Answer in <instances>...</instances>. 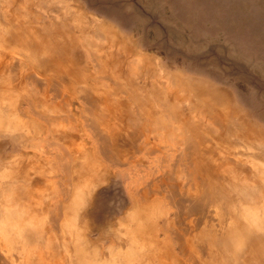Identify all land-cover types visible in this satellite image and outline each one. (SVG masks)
I'll list each match as a JSON object with an SVG mask.
<instances>
[{
    "label": "rangeland",
    "instance_id": "rangeland-1",
    "mask_svg": "<svg viewBox=\"0 0 264 264\" xmlns=\"http://www.w3.org/2000/svg\"><path fill=\"white\" fill-rule=\"evenodd\" d=\"M4 2L5 7L11 9L12 13L3 15L2 18L6 19L0 20V56L5 53L13 55L14 59L9 61L12 65L9 69L10 75L17 78L22 71L17 59L23 58V48L18 40L9 38L21 33L20 22L34 21L35 14L41 17L43 24H47L48 17L54 20L62 17L65 21L69 18L70 23L75 19L74 27L67 24L70 31L75 32L76 36L83 34L84 37H90V42L93 40L90 52L92 66L89 71L81 70L78 76L81 79L89 76L90 79L98 81L92 85L79 81L77 90L63 96L64 98L51 89L50 94L59 95L57 101H64V107L72 109L73 115H70L74 128L62 121V114L58 112L41 111L40 115H37L31 109L30 117L22 116L30 131L39 127L43 131L50 129L51 123L48 119L58 117V123L54 126L68 129L69 133L73 134V141H58L57 146L53 139L42 135L39 140L27 144V148L21 147L17 140L11 152H8L9 146L6 144L3 147L4 153L0 149V214L5 215L6 211L14 214L13 218H9L10 224H18L15 219L21 214V221L27 227L30 225L29 228L36 235L33 242L29 243H24L21 236L17 238L14 234L9 235L8 230L4 228L6 222L0 215V224H3L0 227V247L3 252L0 253L8 259L7 264H175L178 260L182 264H226V260L216 262L212 261V257L225 259L228 256L227 259L239 260L238 257L242 254L245 257L239 261H244L245 264H264V239L261 237L246 238L245 234L241 233V243L230 237L222 241L218 239H225V236L214 229L216 233L211 237L217 239V247H211L208 243L211 237H204L206 239L203 241L200 238L199 233L206 232L203 229H207L203 225L195 231L198 235L184 234V230L193 225L197 216L188 209L191 206L189 202L173 205V199L178 202L187 195H196L202 191L213 194V188L217 187L218 190H224L234 196L231 191L234 179L237 180L243 175L249 177L250 172L241 173L237 170L231 173L229 170V173L227 170L211 176V173L204 170L197 174L187 171L193 166L190 161L193 156L190 151H186L190 154L183 156L179 137L169 134L167 126L176 124L182 130L186 127L187 133H191L195 138L194 145L205 156L210 152L213 158L227 156V148L235 147L240 140L241 144L235 147L236 151L244 152V156L250 155L252 159L256 156L255 158L264 163V152H260L264 147V0ZM15 6H20V9L14 10ZM11 15H14L13 19ZM115 56L125 63L122 65V76L118 71L115 72L118 63ZM7 59L10 60V57ZM64 69L54 72L52 85L59 81ZM1 77L0 142H6L9 136L18 137L25 128L18 124L16 129L11 131L8 127L6 114L7 111H13L15 106L13 102H9L6 107L7 78ZM14 83L18 87L13 95L18 102L23 95L29 96L32 90L39 89L28 83L22 86L18 80ZM82 87H86L88 91ZM162 93L166 94L168 99H162ZM116 97L119 100H116ZM88 98L92 101L95 99V103L99 104L97 111L88 110L92 102ZM125 99L132 105L130 108L135 117L131 116L132 123L122 132L125 124H118L117 118L125 112V108H130L125 103V108H120L116 102H127ZM152 103L156 108L166 103L169 105L167 109L170 110L148 111L153 106ZM117 107L120 110L114 111ZM107 108L109 111H106ZM68 112L70 113L66 111ZM183 115L190 116L192 127L184 123ZM102 116L106 118L103 119ZM92 124L99 127L95 128ZM158 125H163L164 128L161 130ZM156 132L161 136H157ZM96 133L101 135L99 140L94 136ZM120 133L130 139L134 137L132 146L127 147L128 153L123 152L125 154L122 156L119 155V150L124 149L112 146L115 142L116 145L119 143L117 138ZM81 134L89 136L86 138V144H95L96 153L91 150L87 155L84 152ZM230 134L235 142H228L227 137ZM102 138L109 139L108 142L105 140L107 152L104 156L99 145ZM61 144L69 146L73 156H77V149H81L82 154L75 164L69 157L56 158L64 154L59 146ZM237 158L239 161H246L243 156L239 155ZM84 159L85 169H80L79 174L69 172L72 164L79 167ZM187 162L191 163L186 164ZM70 173L73 175L70 176ZM161 180H164L166 185ZM262 181L264 184L263 179ZM198 182H201V187ZM168 189L171 192L167 191ZM214 196L215 194L208 195L209 199L205 202L207 208ZM258 201L256 198L250 203L256 206L257 204H254ZM213 208L216 209H210ZM218 211L220 213L217 212V217L224 213L221 208H218ZM175 213L181 217L178 216L175 220ZM165 217L168 218L169 227L165 226ZM243 224V221L238 223L244 228ZM19 227L21 230V226ZM241 227L239 230L243 229ZM71 247L73 249H70ZM210 248L212 250H209Z\"/></svg>",
    "mask_w": 264,
    "mask_h": 264
},
{
    "label": "bare ground",
    "instance_id": "bare-ground-1",
    "mask_svg": "<svg viewBox=\"0 0 264 264\" xmlns=\"http://www.w3.org/2000/svg\"><path fill=\"white\" fill-rule=\"evenodd\" d=\"M11 10V9H10ZM11 12V11H10ZM12 13V12H11ZM11 17V16H10ZM23 23V22H22ZM26 23V22H25ZM29 23H31V22H28L27 24H29ZM27 24H25V25H27ZM23 27V26H22ZM47 29H49V28H47ZM46 29V30H47ZM27 30H30V28L29 29H27ZM27 30H26V32H27ZM45 30V29H44ZM31 31V30H30ZM48 31V30H47ZM33 32L31 31V34H32ZM100 33V32H99ZM103 33V32H102ZM55 37V36H54ZM99 37V36H98ZM109 38V37H108ZM35 39V38H34ZM90 39V38H89ZM94 39V38H93ZM97 39V38H96ZM105 40H107V39H105ZM93 41V40H92ZM91 41V42H92ZM99 41V40H98ZM35 42V41H34ZM97 42V41H96ZM107 42V41H106ZM36 44V43H35ZM59 44V43H58ZM72 44H73V42H72ZM84 44V43H83ZM60 45V44H59ZM93 45H95V44H93ZM98 45V44H97ZM118 45V44H117ZM33 46V45H32ZM56 46H57V44H56ZM80 46V45H79ZM88 46V45H87ZM98 48H100L99 46H98ZM97 48V49H98ZM101 49V48H100ZM104 49V48H103ZM94 51H97V50H94ZM57 52V51H56ZM92 52V51H91ZM122 52V51H121ZM113 54V53H112ZM122 54V53H121ZM4 56V55H3ZM57 56V55H56ZM94 56H96V54H94ZM124 56V55H123ZM113 57H114V55H113ZM93 58V57H92ZM115 58H116V56H115ZM119 58L120 57H118L117 56V58H116V69H115V72H117L118 71V73H119V75H124V71H123V69H122V65H124L123 64V61L122 60H119ZM106 59V58H105ZM43 61V60H42ZM8 62V61H7ZM95 62V61H94ZM5 64H6V62H5ZM11 65V64H10ZM115 65V64H114ZM90 66H92V65H90ZM105 66H106V63H105ZM1 67V66H0ZM6 67V66H5ZM4 67V68H5ZM131 67V66H130ZM2 69V68H1ZM6 69H7V67H6ZM97 69V68H96ZM147 69V68H146ZM97 71H98V69H97ZM142 72V71H141ZM27 73H28V71H27ZM67 73H68V75H73V73L72 72H70V71H67ZM1 74V73H0ZM149 74V73H148ZM4 75V74H3ZM25 78V77H24ZM147 78V77H146ZM168 78V77H167ZM86 79V78H85ZM73 80V79H72ZM111 80H112V78H111ZM22 81V80H21ZM90 81H92V80H90ZM47 83H48V80H47ZM92 83H93V81H92ZM118 83V82H117ZM46 84V83H45ZM49 84V83H48ZM35 85V84H34ZM59 86H61V85H59ZM110 86V85H109ZM37 87V86H36ZM41 88V87H40ZM47 88V87H46ZM50 88V87H49ZM48 88V89H49ZM85 91L87 90V88L86 87H82ZM81 88V89H82ZM44 90V89H43ZM47 91V90H46ZM88 91V90H87ZM171 91V90H170ZM45 92V91H44ZM59 92V94H60V96L62 97V98H64L63 96V94H64V92H63V90L61 89V90H59L58 91ZM89 92H90V90H89ZM173 92V91H172ZM48 94V93H47ZM81 94V93H80ZM45 95V94H44ZM49 95V94H48ZM152 95V94H151ZM172 95H174V94H172ZM57 96H59V95H57ZM56 96V97H57ZM85 96H86V94H85ZM23 97H24V95H23ZM55 97V98H56ZM88 97V96H87ZM46 98H48V96L46 97ZM83 98V97H82ZM91 98H93V96L91 97ZM95 98V97H94ZM161 98L162 99H168L167 98V96H166V94H164V93H162V96H161ZM175 98H177V96H175ZM28 99H30V98H28ZM89 99V98H88ZM116 100H119V98H115ZM26 100V99H25ZM56 101H57V99H55ZM54 100V101H55ZM84 100V99H83ZM86 100H87V98H86ZM90 101H92L91 99H89ZM95 100V99H94ZM92 101V102H90V108H88V110L89 111H97V107H99V104L98 103H95V101ZM127 102H124V101H122L123 103H119V102H116V105L118 106V107H120V108H122V106L124 107V103L130 108V106H132V105H130V103H129V100L128 99H125ZM31 99H30V103H31ZM99 101V100H98ZM102 101V100H101ZM168 101V100H167ZM59 102V101H58ZM86 102V101H85ZM87 102H89V101H87ZM113 102V101H112ZM50 103V102H49ZM63 103V104H62ZM64 101H62V102H60L59 104H58V106H57V112L58 113H61L62 115H61V120L62 121H64L65 123H67V125L68 124H70V127H72V128H74V126H72V125H74L73 124V121H71L72 120V109L70 108L69 109V111H70V113L68 112V113H66V111H63V108H64ZM169 103V102H168ZM178 104H179V102H177ZM120 104V105H119ZM161 104H163V103H161ZM160 104V105H161ZM31 105H34L33 104V102H32V104ZM152 105L153 106H151L150 107V109L148 110V111H157V109H158V111H167V110H170V109H167V107H169V105H167L166 103H164L162 106H163V108H162V106H160L159 108H156L155 107V104L154 103H152ZM173 105V104H172ZM115 108V110L114 111H119L120 109L119 108ZM172 107V106H171ZM177 107V106H176ZM28 108V107H27ZM87 108V107H86ZM101 108V107H100ZM125 108V107H124ZM85 109V108H84ZM104 109V108H103ZM155 109V110H154ZM26 110V109H25ZM172 110V109H171ZM103 111V110H102ZM106 111H109V109L107 108L106 109ZM123 111H125L124 113H122V114H120V117H119V119L117 118V120H118V124H121V123H124L125 124V128H122L121 129V131L123 132L124 130H126V127H128L131 123H132V121H133V119H131V116H133V118L135 117V114H133V110L130 108L129 110H127L126 108L123 110ZM139 111H141V110H139ZM187 112V111H186ZM37 113V112H36ZM159 113V112H158ZM168 113V112H167ZM166 113V114H167ZM183 113H185V112H183ZM188 113H190V112H188ZM197 113V112H196ZM70 114H72V115H70ZM88 114V113H87ZM98 114V113H97ZM96 114V115H97ZM110 114H111V112H110ZM40 115V114H39ZM94 115V114H93ZM99 115H103V114H99ZM185 115V114H184ZM183 115V116H184ZM192 115V114H191ZM89 116H90V114H89ZM171 116V115H170ZM82 117V116H81ZM93 117V116H92ZM100 117V116H99ZM110 117V116H109ZM143 117V116H142ZM145 117V116H144ZM173 117V116H172ZM182 117V116H181ZM190 117V116H189ZM189 117H186V116H184L183 118H182V120L184 121V123L186 124H188V125H190V127H192L193 125H192V121L190 120V118ZM191 117H193V116H191ZM84 118V117H83ZM102 118L104 119V118H106L105 116H102ZM115 118V117H114ZM147 118V117H146ZM159 118V117H158ZM233 118V117H232ZM51 119V118H50ZM50 119H48V120H50ZM116 119V118H115ZM143 119V118H142ZM162 119V118H161ZM193 119V118H192ZM58 120H59V118L57 117V119H54V123L52 124V126H54V125H57V123H58ZM74 121L76 120V119H73ZM94 119H92V121H93ZM112 120V119H111ZM147 120V119H146ZM175 120V119H174ZM116 121V120H115ZM75 122H78V121H75ZM91 122V121H90ZM114 122V121H113ZM192 122V123H191ZM211 122V121H210ZM116 123V122H115ZM114 124V123H113ZM149 124V123H148ZM157 124V123H156ZM91 124H89V126H90ZM93 125V124H92ZM192 125V126H191ZM94 127H95V125H93ZM117 126V125H116ZM154 126V125H153ZM158 126H160V125H158ZM168 126V129H169V134H171L172 136H177V138L178 139H180V141H181V148H182V154H183V156H185V155H187V154H190L189 152L187 153L186 151H190L191 152V156H193L191 159H193V160H190V161H192V163H193V166H192V168L190 167V168H188V166L187 165H185V167L186 168H188V170L187 171H190L191 173L193 172V173H196L197 174V172H201L202 170H204V171H206V172H209V173H211V176H213L214 174L216 175V172H219V171H227L228 170V172H229V170L231 171V173L233 172H235V171H237V170H239L241 173L243 172H250V175H249V177H246V176H244L243 175V177H241V178H239V179H234L235 180V182L233 183V185H232V192L234 193V196H231V194H228V193H226L224 190H218V187L217 188H213V194H208L207 192H203L202 190H199L200 192L202 191V193H199V194H196V195H187V194H184V195H187L186 197H183V198H181L180 199V201H176V200H172V203H173V205H178V204H184V203H187V202H189L190 204H191V206L188 208L189 210H190V212L193 214V215H196L197 216V219L195 220V222L193 223V225H191V226H189L188 227V229H186V231L184 230V234H186V235H191V233H194L192 236H194L195 234L196 235H198L197 234V232H195L196 230H197V228H199V227H201L202 225L203 226H205L207 229H203V230H205L206 232H203L202 231V233H199L200 234V238H201V240L203 241V240H205L206 238H204V237H211L212 235H214V233H216L215 231H214V229H216V231H218L220 234H222V236H225V239L224 238H222V239H218V240H227L229 237H230V239L232 238V239H237L238 240V242L239 243H241L240 242V240H241V237H240V234L241 233H244L245 234V236H246V238L247 237H256V238H258V239H264V184H263V181H262V179L264 180V163H261L257 158H253L252 159V156H244L245 154H243V153H241V152H238V151H236L237 150V148H235L237 145H239V144H241V141L239 140V141H237V144L235 145V147H233V146H231V148H227V150H226V152H225V150H223L224 152H225V155H227V156H224V157H222V158H213V155H210V153H212V152H210L209 153V155H207V156H205V154L204 153H201L198 149H197V147L194 145V142H195V138H193L192 137V134L190 135L189 133H187V131L185 130V128L182 130L179 126H177L176 124H168L167 125ZM202 126V125H201ZM230 126V125H229ZM233 126V125H232ZM96 127H99V126H96ZM95 127V128H96ZM113 127H115V126H113ZM119 127V126H118ZM161 127V130H162V127H163V125L162 126H160ZM184 127V126H183ZM102 128V127H101ZM144 128V130H145V126L143 127ZM149 128V127H148ZM154 128H157V127H154ZM164 128V127H163ZM75 129H77L76 127H75ZM134 129V128H133ZM142 129V128H141ZM42 130V129H41ZM40 130V131H41ZM105 130V129H104ZM107 130V129H106ZM105 130V131H106ZM110 130H112V129H110ZM68 131V129H63V127L62 128H60V127H58V128H56V126H54V128H52V133H53V140H54V143H56V145H57V143H59L58 141H62V142H69V141H73V134L72 133H69V131ZM75 131V130H74ZM104 131V132H105ZM108 131V130H107ZM115 131H118V130H115ZM141 131V130H140ZM195 131V130H194ZM110 132H113V131H110ZM152 132V131H151ZM166 132V131H165ZM217 132V131H216ZM115 133V132H114ZM167 133V132H166ZM97 134V133H96ZM148 134V133H147ZM156 134H157V132H156ZM163 134V131H162V133H161V135ZM202 134V133H201ZM105 135H107V134H105ZM110 135H112V134H110ZM155 135V134H154ZM161 136L160 134H157V136ZM170 135V136H171ZM204 135V134H203ZM215 135V134H214ZM226 135V134H225ZM231 135V136H230ZM228 137H227V139H228V142L229 143H231V141L232 142H235V141H233L234 139H233V135L232 134H230ZM95 137L97 136V138H96V140H99L100 139V134H97V135H94ZM109 136V135H108ZM107 136V137H108ZM113 136V135H112ZM117 136V135H116ZM120 136V137H119ZM119 136H118V138H117V141L119 142V143H117V145H116V142H115V144H112V146L114 145V146H119V147H122L124 150H119V155L120 156H122L123 154H125V153H128V151H126L127 150V147H131L132 146V144H133V140H134V137H133V139L131 138H127V136L126 135H124L123 133H120L119 134ZM156 136V135H155ZM163 136V135H162ZM23 137V136H22ZM89 137V136H88ZM86 135H82L81 134V140L83 141V144H82V146H84V149H85V153L88 155V153L92 150L93 152H95L96 153V151H97V147L95 146V144H93V143H91V144H87L86 145V138H88ZM91 137V136H90ZM103 137V136H102ZM201 137L203 138V136L201 135ZM200 137V138H201ZM205 137H206V135H205ZM232 137V138H231ZM21 138V137H20ZM104 138V137H103ZM102 138V141H101V143H99V145H100V147H101V150H103L102 151V153H103V156H104V154H106L105 152H107L106 150V148H105V146H106V143H105V140H107L108 138H105V140ZM114 138H115V136H114ZM153 138V137H152ZM170 138V137H169ZM197 138V137H196ZM199 138V137H198ZM207 138H208V136H207ZM206 138V139H207ZM94 139V138H93ZM111 139V138H110ZM129 139V140H128ZM155 139V138H154ZM157 139V138H156ZM171 139V138H170ZM205 139V138H204ZM205 139V140H206ZM109 140V139H108ZM108 140H107V142H108ZM167 140V139H166ZM177 140V139H176ZM194 140V141H193ZM209 140V139H208ZM216 140V139H215ZM199 141H201V140H199ZM202 141H204V140H202ZM213 141V140H212ZM97 142H99V141H97ZM166 142V141H165ZM174 142V141H173ZM179 142V141H178ZM214 142V141H213ZM216 142V141H215ZM112 143V142H111ZM136 143H138V141L136 142ZM175 143V142H174ZM202 143H204V142H202ZM153 144V143H152ZM155 144V143H154ZM225 144V143H224ZM156 145V144H155ZM154 145V146H155ZM213 145V144H212ZM58 146V145H57ZM60 146V148L62 149V152H64V154L63 155H58V156H56V158H60V159H64V158H66V157H69V158H71V160H72V162L75 164V162H77V158L79 157V156H81V149L79 148V149H77V152H76V154H77V156H73L70 152V150L68 149V147L65 145V146H63L62 144L61 145H59ZM214 146V145H213ZM158 147V146H157ZM163 147V146H162ZM239 147V146H238ZM250 146H248V148H249ZM117 148V147H116ZM169 148H172V147H169ZM176 148V147H175ZM180 148V147H179ZM106 149V150H105ZM120 149V148H119ZM142 148H140V150H141ZM163 149V148H162ZM203 149V148H202ZM220 149V148H219ZM251 149V148H250ZM110 150V148L108 149V151ZM115 150V149H114ZM131 150V149H130ZM158 149H156V151H157ZM175 150V149H174ZM201 150V149H200ZM242 150V149H241ZM111 151H112V149H111ZM116 151H117V149H116ZM139 151V150H138ZM150 151V150H149ZM159 151V150H158ZM203 151H205V150H203ZM123 152H125V153H123ZM134 152V151H133ZM140 152V151H139ZM151 152H153V151H151ZM150 152V153H151ZM176 152V151H175ZM178 152V151H177ZM180 152H178V154L180 153ZM208 152V151H207ZM260 152H264V147H263V149H260ZM101 153V152H100ZM142 153V152H141ZM147 153V152H146ZM149 153V152H148ZM154 153H155V150H154ZM62 154V153H61ZM151 154H153V153H151ZM247 154V153H246ZM109 155V154H108ZM118 155V154H117ZM132 155V154H131ZM159 155V154H158ZM181 155V154H180ZM243 156L244 157V159L246 160V161H242V160H240L239 161V159L237 158V156ZM177 156H179V155H177ZM177 156H176V158H177ZM210 156H212V157H210ZM106 157H108L107 155H106ZM111 157V156H110ZM165 157H167L166 155H165ZM165 157H164V159H165ZM95 158H97L96 156H95ZM128 158H129V156H128ZM154 158V157H153ZM162 158V157H161ZM169 158V157H168ZM99 159V158H98ZM126 159V158H125ZM158 159V158H157ZM180 158H178V160H179ZM189 159V158H188ZM85 160L86 159H84V161H82L79 165V167H75L74 166V164H72L73 166L71 167V170H69V172L70 171H72V173H78L79 174V170L80 169H85L86 168V163H85ZM101 160V159H100ZM128 160V159H127ZM151 160H153V159H151ZM163 160V159H162ZM167 160V159H166ZM165 160V161H166ZM176 160V159H175ZM121 161V160H120ZM141 161V160H140ZM177 161V160H176ZM185 161V160H184ZM157 162V161H156ZM170 162V161H169ZM175 162V161H174ZM62 163V162H61ZM189 163H191V162H189ZM188 162L186 163V164H189ZM141 164V163H140ZM145 164V163H144ZM158 164V163H157ZM175 164H178V163H175ZM152 165V164H151ZM59 166V165H58ZM130 166V165H129ZM133 166V165H132ZM148 166V165H147ZM150 167V166H149ZM177 167V166H176ZM166 168V167H165ZM156 169V168H155ZM173 169H175V168H173ZM76 171V172H75ZM130 171V170H129ZM154 171V170H153ZM166 171V170H165ZM168 171V170H167ZM177 171V170H176ZM186 171V172H187ZM122 172H123V170H122ZM137 172V171H136ZM170 172V171H169ZM184 172V171H183ZM61 173V172H60ZM158 173V172H157ZM168 173V172H167ZM191 173H189L188 175H190ZM227 173V172H226ZM230 173V172H229ZM162 174V173H161ZM201 174V173H200ZM204 174V173H203ZM246 174V173H245ZM73 174H71L70 173V176H72ZM140 175V174H139ZM154 175V174H153ZM152 175V176H153ZM172 175V174H171ZM187 175V176H188ZM192 175V174H191ZM190 175V176H191ZM205 175V174H204ZM204 175H202V176H204ZM218 175H219V173H218ZM222 175V174H221ZM135 176V175H134ZM162 176V175H161ZM165 176V175H164ZM173 176V175H172ZM186 176V175H185ZM197 176V175H196ZM207 176H209L208 174H207ZM220 176V175H219ZM227 176V175H226ZM230 176V175H229ZM157 177H159V176H157ZM182 177V176H181ZM192 177V176H191ZM70 178V177H69ZM172 178H175V177H172ZM180 178V177H179ZM188 178H190V177H188ZM198 178V177H197ZM200 178H201V176H200ZM200 178H198L199 180H200ZM207 178V177H206ZM233 178V177H232ZM134 179V178H133ZM156 179V178H155ZM165 179H170V178H165ZM202 179V178H201ZM146 180V179H145ZM149 180V179H148ZM154 180V179H153ZM171 180V179H170ZM182 180V179H181ZM198 180V181H199ZM212 180V179H211ZM143 181V180H142ZM151 181V180H150ZM162 182L164 181V180H161ZM189 181V180H188ZM138 182V181H137ZM141 182V181H140ZM168 182V181H167ZM178 182V181H177ZM176 182V183H177ZM187 182V181H186ZM205 182H206V180H205ZM208 182V181H207ZM228 183H229V181H227ZM100 183H102V182H100ZM147 183V182H146ZM149 183V182H148ZM164 183H165V181H164ZM164 183H163V186H164ZM170 183V182H169ZM191 183H193V182H191ZM199 183V182H198ZM201 183V182H200ZM199 183V186L201 187L202 186V184H200ZM60 184H62L61 182H60ZM69 184V183H68ZM103 184V183H102ZM141 184V183H140ZM168 184V183H167ZM184 184V183H183ZM135 185V184H134ZM165 185H166V183H165ZM169 185V184H168ZM167 185V186H168ZM198 185V184H197ZM206 185V184H205ZM209 185V184H208ZM141 186V185H140ZM170 186V185H169ZM173 186V185H172ZM175 186V185H174ZM177 186V185H176ZM171 187V186H170ZM178 187V186H177ZM192 187H194L193 185H192ZM195 188V187H194ZM197 188H198V186H197ZM228 188V187H227ZM141 189V188H140ZM180 189V188H179ZM178 189V190H179ZM202 189V188H201ZM138 190V189H137ZM0 191H2V190H0ZM4 191V190H3ZM67 191V190H66ZM90 191V190H89ZM92 191V190H91ZM167 191H170L169 189L167 190ZM174 191V190H173ZM172 191V192H173ZM171 192V191H170ZM175 192V191H174ZM197 192V191H196ZM195 192V193H196ZM89 193V192H88ZM183 193V192H182ZM215 194V196H214V198H212V200H210L209 201V208H207L208 206H205V202L207 201V199H209V197H208V195H210V196H212V195H214ZM69 195V194H68ZM67 195V196H68ZM88 195V194H87ZM263 195V196H262ZM144 196V195H143ZM163 196V195H162ZM165 196V195H164ZM261 196H262V198H261ZM157 197V196H156ZM162 198V197H161ZM164 198V197H163ZM258 199L259 201L258 202H256L254 205H256V206H253V205H251L252 203H250V202H252L253 200H255V199ZM261 199V200H260ZM163 200V199H162ZM178 200H179V198H178ZM219 200H221V201H219ZM225 200V201H224ZM134 201V200H133ZM138 201V200H137ZM159 201H161V200H159ZM168 202V201H167ZM140 203H141V201H140ZM147 203V202H146ZM208 203V202H207ZM166 204V203H165ZM142 205V204H141ZM186 205V204H185ZM137 206V205H136ZM139 206V205H138ZM184 206V205H183ZM59 207V206H58ZM211 207H215L216 209L214 210V208H213V210L212 209H210ZM182 208V207H181ZM180 208V209H181ZM218 208H221V210L222 211H224V213H222L221 214V216H219V217H217L216 215H217V212H219L220 211V209H219V211H218ZM59 209V208H58ZM171 209V208H170ZM187 209V210H188ZM178 211V210H177ZM183 211H185L184 209H183ZM134 212V211H133ZM176 212V211H175ZM216 212V213H215ZM188 213V212H187ZM220 213V212H219ZM178 214V213H177ZM184 214V213H183ZM186 214V213H185ZM0 215H2L3 216V218H4V220H5V227L4 228H6L7 230H8V234L9 235H16V237L18 238V237H20L21 238V240L22 241H24V243H29L30 241H32L33 242V240L36 238V235H35V233H34V231L32 230V229H30L29 228V226L27 227L26 226V224L24 225V223L21 221V218L22 217H20L21 216V214L20 215H18L17 216V218L15 219L16 221H18V224L17 223H14V224H10V222H9V218L10 217H12L13 218V216H14V214H12L11 215V213L9 212V211H6V214L5 215H3V214H0ZM180 214H178L177 216H176V213L174 214V219L176 220L177 219V217L179 216ZM187 216V215H186ZM171 217V216H170ZM181 216H179V218H180ZM179 218H178V221H179ZM194 218H196V217H194ZM58 219H59V217H58ZM182 219V218H181ZM41 220V219H40ZM183 220H185V217H184V219ZM193 220V219H192ZM240 221H243V226H244V228L243 227H241V226H239L238 225V223H240ZM42 222V221H41ZM40 222V223H41ZM182 222V221H181ZM181 222H179V223H181ZM157 223V222H156ZM162 223V222H161ZM58 224V223H57ZM174 224V223H173ZM21 226V230H20V227L19 226ZM42 225H44V224H42ZM169 225V221H168V218L167 217H165V226L167 227ZM181 225H182V223H181ZM187 225V224H186ZM3 226V224H0V227H2ZM39 226H41V225H39ZM33 227V226H32ZM56 227V226H55ZM169 227V226H168ZM171 227V226H170ZM239 227H241V228H243V229H241V230H239L240 228ZM34 228V227H33ZM42 228V227H41ZM159 228V227H158ZM172 228V227H171ZM19 229V230H18ZM176 230V229H175ZM242 231V232H241ZM34 233V234H33ZM72 233V232H71ZM155 235V234H154ZM217 235V234H216ZM243 236V235H242ZM40 237V236H39ZM155 237V236H154ZM261 237V238H260ZM4 240H5V238H4ZM171 240V239H170ZM212 242H211V241ZM38 241V240H37ZM56 241V240H55ZM58 241V240H57ZM208 241V240H207ZM40 242V241H39ZM182 242V241H181ZM172 243V242H171ZM208 243H210L209 245H211V247H215L216 245H217V239L216 238H210L209 239V242ZM59 244V243H58ZM186 244V243H185ZM230 244V243H229ZM260 244V243H259ZM60 245V244H59ZM178 245V244H177ZM200 245V244H199ZM198 244H197V246H199ZM43 246V245H42ZM188 246V245H187ZM206 246V245H205ZM256 246H257V244H256ZM3 247V246H2ZM39 247V246H38ZM56 247V246H55ZM60 247H63V246H60ZM203 247V246H202ZM210 247V246H209ZM217 247V246H216ZM220 247H221V245H220ZM220 247H218V248H220ZM1 248V247H0ZM205 248V247H204ZM224 248V247H223ZM40 249H41V247H40ZM70 249H73L72 247L70 248ZM173 249V248H172ZM206 249V248H205ZM205 249H204V251H205ZM207 249H208V247H207ZM213 249H215V248H213ZM229 249V248H228ZM227 249V250H228ZM37 250V249H36ZM39 250V249H38ZM43 250H44V248H43ZM187 250V249H186ZM209 250H212L211 248L209 249ZM0 251H2L3 252V249L1 248L0 249ZM41 251V250H40ZM39 251V252H40ZM218 251V250H217ZM229 251V250H228ZM46 252V251H45ZM245 252V251H244ZM36 253V252H35ZM175 253V252H174ZM206 253V252H205ZM216 253V252H215ZM179 254V253H178ZM217 254V253H216ZM222 254V253H221ZM232 253H230V255H231ZM10 255V254H9ZM44 255V254H43ZM72 256H73V254H71ZM200 255V254H199ZM223 255V254H222ZM228 255V254H227ZM229 255V256H230ZM37 256V255H36ZM194 256V255H193ZM17 258H18V256H16ZM21 257V256H20ZM38 257V256H37ZM190 257V256H189ZM197 257V256H196ZM222 257V256H221ZM225 257V256H224ZM228 257V256H227ZM227 257L225 258V259H218V258H220V257H212V261H222V260H226L225 262H226V264H245V262L244 261H239L241 258H244L245 256L242 254L241 256H239L238 258H239V260L238 259H234V260H230V259H227ZM41 258V257H40ZM66 258V257H65ZM65 258H64V260H65ZM192 258V257H191ZM7 258H5V256H3V253H0V264H7V260H6ZM36 259V258H35ZM34 259V260H35ZM39 259V258H38ZM45 259V258H44ZM47 259V258H46ZM186 259V258H185ZM188 259V258H187ZM194 259V258H193ZM196 259V258H195ZM17 260V259H16ZM37 260V259H36ZM43 260V259H42ZM52 260V259H51ZM70 260V259H69ZM197 260V259H196ZM230 260V261H229ZM29 261V260H28ZM39 260H37V262H38ZM67 261V260H66ZM142 261V260H141ZM188 261V260H187ZM42 262V261H41ZM69 262V261H68ZM71 262V261H70ZM74 262V261H73ZM193 262V261H192ZM200 262V261H199ZM15 263V262H14ZM25 263V262H24ZM28 263V262H27ZM31 263V262H30ZM66 263V262H65ZM64 263V264H65ZM220 264H222V262H219ZM9 264V263H8ZM11 264H13V263H11ZM23 264V263H22ZM37 264V263H36ZM175 264H182L179 260H178V262H175ZM183 264H185L184 262H183ZM200 264V263H199ZM202 264V263H201Z\"/></svg>",
    "mask_w": 264,
    "mask_h": 264
},
{
    "label": "crops",
    "instance_id": "crops-1",
    "mask_svg": "<svg viewBox=\"0 0 264 264\" xmlns=\"http://www.w3.org/2000/svg\"><path fill=\"white\" fill-rule=\"evenodd\" d=\"M25 1L27 2L28 0ZM0 2H2L0 6V20H5L6 18H2V16L11 14V10L5 7L4 0H0ZM19 9L20 6H15L14 8V10ZM13 17L14 15H11L12 19ZM33 19L34 21L27 20L26 23L25 21H23V23L20 22L21 33H18L14 36L11 35L9 38L10 40L14 41L18 40L23 48V58L17 59L18 65L20 66V68H22V71L20 72V75L17 78L14 75H10L11 71L9 70L12 66L10 65L9 61L14 59L13 55L5 53L3 54L4 56H0V76H2L1 78H7L6 91L8 92V96L6 98L5 104L6 107H8V103L13 102V106H15L13 111H7L6 115L8 127L12 129L11 131H13L14 128L16 129L18 124L19 126H24L25 128V130L21 134H19L18 137L14 138L13 136H9L6 142H0V149L2 152L5 144L9 146L8 152H11L15 148V143L17 140L19 141L21 147L27 148V144H31L36 139L39 140L42 135H45V137L47 138L53 139L54 135L51 131L52 124L54 123V118H51L49 120V122L51 123V128L44 130L46 132H49V134H46V132L44 134L43 129L40 127L37 130L30 131L27 122H25L22 117H30L29 111H31V109H33L32 111L37 112L35 113L37 115H39L41 111L57 112V106L60 101L58 102L55 100L58 97L56 94H50L51 89H53V92H57L58 94V91L62 89L64 92V96H67L68 93L75 92L77 90V87L79 86V81L81 83L88 82L91 85L98 83V81H96L97 79H90L89 76L85 77L86 79H81L78 76L81 70H83V72H86L89 71L91 68L90 52L92 51V43L90 42V37H84L83 34L82 36H76L75 32L70 31V28L67 24H70L74 27V24H76L74 18L72 20L73 24L69 22V18H67V20L65 21V19H63L62 17H58L57 20L48 17L47 24H43L41 22V17L35 14L33 15ZM28 22L31 23L27 24ZM29 28L33 32L32 34L30 30H27ZM7 57H10V60L7 59ZM65 65H67L68 68L64 69L63 67H65ZM5 66L8 68V70ZM58 69H64V71L62 70V75L59 77V81H55V85H52V76L54 72L58 71ZM67 71L72 72L73 75H68ZM16 80H18L19 84H21L22 86L26 83L31 85L35 84L37 88L39 87V91L32 90L30 93L31 95H24V97L22 96V98L18 102L16 100V97L13 95L14 90L18 87L17 84L14 83V81ZM47 80L49 84L47 83ZM90 80H92L93 83ZM116 87L118 88L119 85H116ZM47 96L48 98H46ZM28 98L32 100L31 103L30 99ZM32 102L34 105H31ZM22 104H24L25 107H23ZM69 109L70 107H64L63 111H69ZM19 169L20 166L18 167V170ZM33 184H36L37 186V183L35 181H33Z\"/></svg>",
    "mask_w": 264,
    "mask_h": 264
}]
</instances>
